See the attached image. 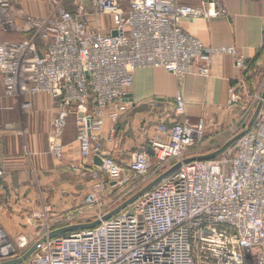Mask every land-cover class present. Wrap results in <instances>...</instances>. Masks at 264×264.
Listing matches in <instances>:
<instances>
[{
	"label": "built area",
	"instance_id": "1",
	"mask_svg": "<svg viewBox=\"0 0 264 264\" xmlns=\"http://www.w3.org/2000/svg\"><path fill=\"white\" fill-rule=\"evenodd\" d=\"M51 3L49 16L31 17L19 11L18 0H0V33L20 38L0 41V84L5 97L17 99L19 110L31 107L27 100L32 96L53 102L50 150L56 159L62 158L66 119L75 116L86 164L82 170L90 183L83 204L95 212L86 219L78 212L84 219L78 223L67 214L55 224L41 225H35L40 216L33 213L28 223L39 230L31 241L21 234L10 238L0 226V264L20 258L55 229L95 220L100 223L94 228L46 239L22 264H264V100L252 128L215 159L183 163L212 151L184 154L200 139L203 127L184 118L180 92L173 101L175 117L158 122L145 147L132 152L126 165L102 148L106 122L112 138L130 105L137 69H162L178 84L190 75L209 77L216 56L229 55L235 69H247L235 47L205 46L181 27L185 19L224 15V0H200L197 5L179 0ZM239 101L231 86L228 106ZM149 107L157 110L161 103L152 101ZM252 107L242 120H248ZM94 157L102 163L94 164ZM177 163L180 167L153 189L101 220ZM115 189L125 192L107 209L101 197ZM48 211L43 208L44 214Z\"/></svg>",
	"mask_w": 264,
	"mask_h": 264
},
{
	"label": "crops",
	"instance_id": "2",
	"mask_svg": "<svg viewBox=\"0 0 264 264\" xmlns=\"http://www.w3.org/2000/svg\"><path fill=\"white\" fill-rule=\"evenodd\" d=\"M26 1L28 5L24 3ZM179 2L184 5H197L200 0H179ZM41 3L42 0H19L17 8L27 16L45 17L46 12L40 7ZM224 8L225 14L222 16L212 19H185L181 22V27L205 46L235 47L247 61L249 66L247 75L246 70L240 72L235 69L229 55L212 58L209 77L190 75L180 84L173 75L162 69H137L133 74V84L129 91L130 105L120 115L114 137L109 138L108 122L101 134L105 143L104 148L112 157L116 153H130L142 149L158 122H171L175 117L173 101L178 92L182 94L185 104L184 118L191 123L206 118L213 122L216 118L228 122L231 119V116H228L231 111L228 107V89L231 86L236 88L241 102L249 103L250 90L251 92L257 90L259 85L260 78H256L254 73L262 67L264 69V0H224ZM19 39L16 35L0 33V41L15 42ZM30 98L34 99L32 103L30 102L31 107L42 112L38 117L42 126L36 125L35 132L31 135L34 137L31 154L38 170L36 182L43 191L41 200L68 202L73 199L76 189L84 194L87 193L90 183L82 170V166L86 164L80 155L77 132L66 125L62 136V158H54L48 152L47 139L49 130L52 132L54 104L44 95ZM152 101L160 102L161 107L157 110L151 109L149 103ZM16 105H18L17 99L5 97L0 84V112H2L0 121H4L2 124L7 125L5 123L10 121L12 115L10 112L16 109ZM215 112L218 114L213 117L212 114ZM220 119H217L218 125L214 126L215 130L221 125ZM219 146L221 145H209L205 152L213 151ZM9 157L10 160L7 161L12 162L5 163L4 160ZM0 169L2 171L0 185L11 183L10 179L13 177L18 178V183L29 181L27 160L19 148L0 150ZM15 211L12 215L14 222L25 226L26 229L31 228L28 224L22 223V214H19L21 210Z\"/></svg>",
	"mask_w": 264,
	"mask_h": 264
},
{
	"label": "rangeland",
	"instance_id": "3",
	"mask_svg": "<svg viewBox=\"0 0 264 264\" xmlns=\"http://www.w3.org/2000/svg\"><path fill=\"white\" fill-rule=\"evenodd\" d=\"M52 0H42L40 7H43L46 12V16H49L53 13V5L51 3ZM19 2V0H18ZM28 5V2H24ZM22 7V3H21ZM264 54V49H263ZM263 68V67H262ZM257 70L254 75L259 79V85L257 90L249 92V96L251 100L249 103L240 102L237 105L228 106L231 111H229L228 116H231V119L228 122H224L220 118H216L213 122L206 118L205 120H199L193 124H201L203 127L202 136L199 140H197L193 147L188 148L185 151V155H193L195 153H203L206 149H208L209 145L212 144H220L224 145L228 140L233 138L239 132H241L245 126L248 124L251 119L256 106H257V98L260 97L262 90L264 88V69ZM249 70V66L247 65L246 75ZM247 87V86H246ZM247 91H249L247 89ZM28 102H33V98H28ZM242 101V100H241ZM254 101V103H253ZM252 104V114L250 112V117L248 120H242V114L245 113L248 107ZM16 109L11 111L10 113V121L5 123L7 125L2 124L4 121H0V150H10V149H21L23 152V156L27 160V174L29 177V181L19 182L18 178L13 177L10 179L11 183H1L0 187V226L4 230V232L10 237L15 238L17 235L26 236L29 241L33 240L35 234L38 232V227H33L29 225V220L31 219V215L34 213L39 215L40 217L36 218L35 225H41L45 221L49 224H55L56 221H60L65 218L67 214L74 215L73 221L78 223L82 221L81 216L77 215L78 212H82L86 218H91L94 214L95 210L93 208L88 209L83 204V198L85 194L82 193L79 189L75 191L73 194V199L68 202H63V200L49 201V200H41V188L38 187V183L36 182V174L38 172L37 167L35 166L34 158L31 153H33L32 148H34V137L33 132H35V126L41 125V122L38 121V117L41 116L42 112L37 111L32 107L26 110H19L18 105H16ZM51 106V103H50ZM55 112V106L53 107ZM50 109V107H49ZM2 114V112H0ZM218 112L212 114V116H217ZM54 116V114H53ZM217 119L221 120V125L217 126V129H214L215 125H218ZM52 122V121H51ZM67 127L69 125L70 129L76 132L75 126V116L69 115L66 119ZM52 136L51 130L47 133V139L49 141L48 152L51 154L50 150V138ZM21 141V143H20ZM106 142V141H105ZM104 141L102 139V148L105 150ZM112 145V144H111ZM47 151V147H46ZM130 153H116L114 154V158L123 165H126L130 160ZM9 158H6L5 163L10 164L12 161ZM151 180V178H150ZM133 181L129 184L132 185ZM125 189H130V187ZM125 189H121L122 191L115 189L111 194H104L101 197V202L104 203L105 208L109 209L112 207L114 202H117L115 199L119 194H123ZM138 190V189H137ZM136 190V191H137ZM41 197V198H40ZM21 207V209L19 208ZM43 208H48V213L44 214ZM27 209V210H25ZM15 210H21L19 214H22L23 222L31 226V228L26 229L23 225H18L14 222V217L12 215L15 214ZM38 228V229H37Z\"/></svg>",
	"mask_w": 264,
	"mask_h": 264
},
{
	"label": "water",
	"instance_id": "4",
	"mask_svg": "<svg viewBox=\"0 0 264 264\" xmlns=\"http://www.w3.org/2000/svg\"><path fill=\"white\" fill-rule=\"evenodd\" d=\"M263 100H264V88L262 90L260 100L257 103L256 109H255L251 119L249 120L248 124L245 126V128L241 132H239L233 138L228 140L220 148H218V149H216L210 153L204 154V155L186 158L183 160V163H189V162H193V161L211 160V159H215L218 156H220L221 154H223L241 136L246 134L252 128V126L254 125V123L258 117L260 109L262 107ZM146 153L149 156H153V152L149 147L146 148ZM93 162L96 165H100L102 163V161L98 157H94ZM180 165H181L180 163H177L174 166H172L170 169H168L163 174H161L158 178L154 179L152 182H150L149 184L144 186L142 189H140L138 192H136L135 194L130 196L128 199H126L123 203H121L115 209H113L112 211L105 214L101 218V220L102 221L108 220L109 218L113 217L114 215L118 214L119 212H121L122 210L127 208L129 205H131L133 202H135L139 197H141L144 193L153 189L160 181H162L164 178L169 176L171 173L175 172L180 167ZM99 223H100V220H95V221L89 222V223L74 224V225L64 226V227L55 229V230L51 231L47 236H43V237L39 238L31 247H29L26 250V252L20 258H17V259L11 260V261H7V262L1 263V264H22L23 262H25L26 260L29 259V257L46 241V239H54V238L65 235V234L72 232V231H75V230L91 229V228H94L95 226H97Z\"/></svg>",
	"mask_w": 264,
	"mask_h": 264
}]
</instances>
